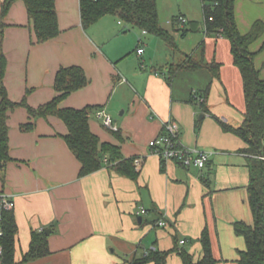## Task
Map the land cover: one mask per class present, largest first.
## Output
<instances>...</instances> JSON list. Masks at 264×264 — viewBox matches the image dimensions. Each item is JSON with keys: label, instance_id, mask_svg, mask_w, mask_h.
Segmentation results:
<instances>
[{"label": "crops", "instance_id": "1", "mask_svg": "<svg viewBox=\"0 0 264 264\" xmlns=\"http://www.w3.org/2000/svg\"><path fill=\"white\" fill-rule=\"evenodd\" d=\"M3 2L0 0V13ZM198 9V17L191 10L178 15L188 20V28L198 20L204 24L202 1ZM56 10L61 34L44 44L35 43L23 1L16 2L6 16L5 85L9 98L18 103L26 98L30 107L38 108L56 96L55 78L62 67L83 68L89 84L69 95L60 106L96 107L90 116L92 133L101 143L118 147L125 159L139 160L141 165L136 168L138 178L132 180L110 168L107 153L98 172L80 178L81 164L63 138L68 134L66 125L56 117L40 118L33 131L22 132L20 126L28 123L29 115L26 108H18L9 119L12 160L0 178V193L10 196L15 205L18 234L14 264H132L155 250H173L166 264H183L178 254L182 250L196 260L202 257L200 238L205 228L218 264H238L246 242L235 234L233 224L254 223L249 203L248 156L241 152L247 147L244 141L219 125L200 129L202 122H197V117L202 109L189 103L191 93L200 88L194 82L176 87L179 76L190 73H180L171 85L167 81L169 69L181 61L169 64L166 58L163 65L149 69L146 61H141L146 54L141 47L136 49L139 61L135 57L126 61L124 53L109 47L119 35L108 21L116 16H105L85 30L79 0H56ZM235 16L242 35L249 34L256 23L264 26V0H237ZM169 32L175 41L181 36L179 29ZM203 34L193 54L181 53L182 58L193 56L206 63L221 64L220 79L212 83L207 107L211 114L216 113L222 121L239 128L247 108L231 42L220 37L214 45ZM202 44L203 54L199 50ZM140 48L144 50L142 55L137 52ZM250 51L264 80V30ZM210 79L206 78L203 86ZM122 89L129 93V100L118 103L125 107L119 126L109 114L113 112L110 97ZM234 95L235 99L244 96V114L238 118L231 104H235ZM101 111L113 119L117 133L108 128L112 133H106L97 126L93 113L99 117ZM209 116L202 113L199 120ZM169 121L176 123L180 141L186 147L213 151L214 146L225 143L232 152L214 150L217 153H211L203 170L186 169L171 162L162 168L149 143L162 134ZM142 209L147 213L142 215ZM162 221L166 225L160 227ZM46 230H51L47 236L50 255L23 263L33 235ZM149 237L145 246L143 242ZM183 240L186 243L180 245Z\"/></svg>", "mask_w": 264, "mask_h": 264}, {"label": "trees", "instance_id": "2", "mask_svg": "<svg viewBox=\"0 0 264 264\" xmlns=\"http://www.w3.org/2000/svg\"><path fill=\"white\" fill-rule=\"evenodd\" d=\"M18 1L26 5L28 16L33 25L36 44H44L58 38L61 34L58 25L56 0H4L0 13V178L5 174L10 157L9 119L18 108H26L29 121L20 126L22 132H31L35 128V121L43 118L56 117L68 128L64 140L71 152L81 164L80 178L98 172L104 166V156L108 153V165L118 174L136 180L139 173L134 159H125L119 148L101 143L100 139L90 129V116L96 107L88 106L83 109L62 108L61 103L72 93L84 89L89 80L83 68L78 66L62 67L55 78L54 99L38 108L27 104L26 98L21 102H13L5 85L8 59L4 52V41L7 24L5 18L11 7ZM82 27L86 30L105 16H116L121 21L137 27L146 33L154 34L169 48L175 50L177 45L173 35L162 28L159 22L157 0H79ZM203 5L204 32L206 35L224 37L231 42V51L235 66L240 70L246 100V115L243 124L235 128L209 112L207 100L212 83L220 79L221 64L206 63L193 56H187V61L169 69L168 83L172 82L180 73H197L206 70L210 73V80L203 88L193 91L189 103L201 107L203 115L210 114L220 127L227 133L241 138L246 148L241 152L248 156L250 174L249 203L254 218L253 225L244 222L233 224L237 236L243 237L246 250L240 252L238 264H264V80L259 76L254 66V54L250 46L262 34L264 26L256 23L252 31L242 35L237 26L235 4L237 0H201ZM176 18V17H175ZM174 18V19H175ZM173 19V20H174ZM189 24V23H188ZM188 26V25H187ZM179 29L185 38L190 31ZM201 54L204 44L200 45ZM202 121L199 120V123ZM163 168V167H162ZM1 207V201H0ZM3 217L2 229L4 235L0 238L3 246V256L0 264H14L15 242L18 227L14 211L1 212ZM200 243L202 257L196 260L186 251L178 252L183 264H218L212 251L209 231L202 232ZM175 251H151L149 254L135 260L132 264H166L168 257ZM50 255L48 237L45 233L34 234L29 251L23 257V263L34 261Z\"/></svg>", "mask_w": 264, "mask_h": 264}, {"label": "rangeland", "instance_id": "3", "mask_svg": "<svg viewBox=\"0 0 264 264\" xmlns=\"http://www.w3.org/2000/svg\"><path fill=\"white\" fill-rule=\"evenodd\" d=\"M200 3L201 0H159L158 13H159L160 25L162 26V28L167 29L169 31H173V28L179 29L178 25H171L170 22L172 18L183 13L185 10H191L192 13L193 14L195 13L197 17L200 16V12L198 9V5ZM109 17H114V16H109ZM108 21H109V26L114 30L117 29L119 33V35L116 36L113 42L109 44L110 45L109 47H111L112 49H119V53H124L126 61L131 57H135L136 59H138L136 54V49L139 47L143 48L146 51V54L141 61L143 62V60H145L149 69L156 68L157 65H163L164 62H166L165 61L166 58L169 59L168 61L169 64H178L180 61H181L180 64L185 63L187 61V58L186 57L182 58L183 54L181 53L186 52L189 55H192L196 47L198 46L199 42L203 40L204 37L203 20L195 21V23L191 24L190 28H188L189 25L187 26L188 29L194 31H190L188 36H186L185 38H183L182 36L177 37L175 41L177 45V49L173 50L169 48L156 35L145 33L143 30L137 27L129 26L127 23L121 21L116 17H114V20H108ZM119 21L121 22V24H123L122 26L119 25L118 23ZM205 36L209 41H212L214 45H215V41L217 42L221 39L216 35H205ZM140 39H142V41L139 43ZM226 40L229 42L228 39ZM207 53H208V47H207ZM184 75L179 76L178 80H176L177 81L176 87H182V86L186 87L189 85L188 83L192 84L194 82L195 86L201 89L203 88V83L206 80V78L210 77V73L206 70H201L196 74L191 73ZM128 100H129V93L123 89L117 90L116 92L112 93L110 97V105H112L113 112H110L109 114L115 121L118 122L119 126H121V122H122V117L120 115L122 112L125 111V107H121V105H119L118 103L124 101V104H126V101ZM234 100H235V104L232 102L231 104H233L232 106L236 112V115L229 112L228 113L230 114V116L235 115V117L238 118L240 114H244L242 110L243 108H245L244 96H241L239 98L237 97V99H235V95H234ZM222 110L223 109H220L219 111L222 112ZM93 114H94L93 120L97 123V126L101 128L100 130H103L106 133H112L107 128H105L103 120L100 117H98V114L96 115L95 112ZM201 114L202 113L200 112L197 117V122H199V117ZM216 115L217 114L215 113V116ZM218 125L219 124L217 123V121L213 117L209 116L202 121L200 129H215V127ZM230 149H231L230 146L229 145L227 146L225 143H220L217 144V146H214V150H218L219 152L220 151L232 152L230 151ZM239 149L240 148L235 150L238 151ZM214 150L207 152L216 154L217 152H215ZM142 218H144L145 220L148 219V217H142ZM148 242H150V237L145 239L143 244L147 246Z\"/></svg>", "mask_w": 264, "mask_h": 264}, {"label": "built area", "instance_id": "4", "mask_svg": "<svg viewBox=\"0 0 264 264\" xmlns=\"http://www.w3.org/2000/svg\"><path fill=\"white\" fill-rule=\"evenodd\" d=\"M170 23L172 25H178L179 29H182L188 25V20L183 16H178L174 20H171ZM137 52L139 55H142L144 53V50L140 48ZM99 117L102 118L104 126L110 131L114 133H117L119 131L118 127L114 124L113 119L110 116L101 111L99 113ZM149 147L152 150V154L160 159L162 167H164L168 162H171L186 169L195 168L203 170L209 164L212 156V154L207 151L184 146L180 141L179 129L176 123L172 121L164 124L162 134L153 139L149 143ZM140 165L141 161L136 160V168ZM0 201V238H2L4 235V231L2 229L3 217L1 212L14 211L15 205L13 199L4 193H0ZM140 213L144 215L147 212L145 209H142ZM158 225L160 227H163L166 224L162 221L159 222ZM185 243V240L180 241V245H184ZM2 256L3 246L0 243V260L2 259Z\"/></svg>", "mask_w": 264, "mask_h": 264}, {"label": "water", "instance_id": "5", "mask_svg": "<svg viewBox=\"0 0 264 264\" xmlns=\"http://www.w3.org/2000/svg\"><path fill=\"white\" fill-rule=\"evenodd\" d=\"M201 118H203V117L201 116ZM45 234H46L47 236H49V235L51 234V230H46V231H45Z\"/></svg>", "mask_w": 264, "mask_h": 264}]
</instances>
